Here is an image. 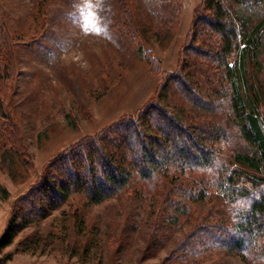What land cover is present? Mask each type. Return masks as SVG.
Listing matches in <instances>:
<instances>
[{
    "label": "rangeland",
    "instance_id": "obj_1",
    "mask_svg": "<svg viewBox=\"0 0 264 264\" xmlns=\"http://www.w3.org/2000/svg\"><path fill=\"white\" fill-rule=\"evenodd\" d=\"M202 1L181 0L175 14L166 0H0V237L55 157L135 115L157 93L183 124H209L225 136L210 147L213 171L191 176L192 185H205L202 198L172 195L158 184L147 195L143 183L98 204L71 197L22 230L0 253L10 258L2 264H264L258 236L194 244L202 235L238 231L243 216L229 184L220 188L212 172L261 175L234 160L255 147L234 120L223 76L209 73L202 83L209 92L204 106L185 100L171 83L160 87L162 71L194 62L179 56ZM225 5L249 32L256 28V58L241 83L251 89L264 135V0Z\"/></svg>",
    "mask_w": 264,
    "mask_h": 264
},
{
    "label": "trees",
    "instance_id": "obj_2",
    "mask_svg": "<svg viewBox=\"0 0 264 264\" xmlns=\"http://www.w3.org/2000/svg\"><path fill=\"white\" fill-rule=\"evenodd\" d=\"M228 1L242 5L248 0H203L179 56V61L183 55L193 58V64L183 60L173 73L161 72L164 83L160 87L171 83L185 100L199 106L209 103V92L205 94L201 89L209 73L223 76L229 82L233 93L230 111L243 139L255 147L252 155L237 154L234 160L261 174L249 176L237 169L226 170L222 175L217 170L212 172L220 188L221 182L229 184V192L240 202L243 216L238 231L232 228L211 236L202 235L195 240V245L244 243L249 236L264 240V135L253 114L252 97L247 95L251 89L241 83L246 66L256 58L258 41L254 34L256 28L249 32L227 8ZM166 2L174 4L175 14L179 12L181 0ZM150 65L160 72V64ZM160 101L157 93L135 115L124 117L95 135L83 137L55 157L46 166L38 185L15 205L0 237V253L22 230L46 218L50 211L59 209L71 197L79 196L90 204H98L143 183L147 188L142 191L146 190V194L158 184L166 186L172 195L202 198L205 185H192L191 176L213 171L214 152L210 147L222 142L225 136L209 124H183ZM9 259H0V264Z\"/></svg>",
    "mask_w": 264,
    "mask_h": 264
}]
</instances>
